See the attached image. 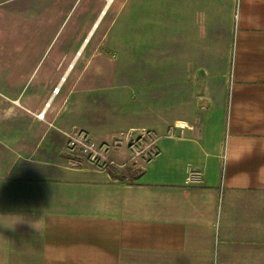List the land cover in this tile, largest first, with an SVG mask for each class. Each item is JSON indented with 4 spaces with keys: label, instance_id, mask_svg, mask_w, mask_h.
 Returning a JSON list of instances; mask_svg holds the SVG:
<instances>
[{
    "label": "crops",
    "instance_id": "obj_1",
    "mask_svg": "<svg viewBox=\"0 0 264 264\" xmlns=\"http://www.w3.org/2000/svg\"><path fill=\"white\" fill-rule=\"evenodd\" d=\"M152 11L159 27L167 16L172 59L202 64L199 124L156 137L128 182L66 156L54 95L44 120L0 102V264H264V0Z\"/></svg>",
    "mask_w": 264,
    "mask_h": 264
},
{
    "label": "rangeland",
    "instance_id": "obj_2",
    "mask_svg": "<svg viewBox=\"0 0 264 264\" xmlns=\"http://www.w3.org/2000/svg\"><path fill=\"white\" fill-rule=\"evenodd\" d=\"M153 5L158 0H114L85 46L107 0H0L1 109L39 115L54 95L49 116L59 109L70 126L57 130L84 131L106 145V171L131 182L142 171L140 139L148 144L198 125L204 108L202 64L183 52L172 59L167 16L162 11L159 27ZM64 137L70 160L95 167Z\"/></svg>",
    "mask_w": 264,
    "mask_h": 264
},
{
    "label": "built area",
    "instance_id": "obj_3",
    "mask_svg": "<svg viewBox=\"0 0 264 264\" xmlns=\"http://www.w3.org/2000/svg\"><path fill=\"white\" fill-rule=\"evenodd\" d=\"M58 90V89H57ZM54 94H57L58 91ZM45 112L43 111L38 115V118L44 120ZM68 140L69 149L84 156L92 165L97 169L106 170L107 166L111 163L108 157V149L106 145L100 144L98 141L93 140L86 132L80 131L77 133L63 132ZM143 139V138H142ZM140 139L142 146L140 149L135 150L136 157L139 158L137 165L143 168L144 164L152 158L155 153L154 142L144 143ZM134 146V145H133ZM132 147V146H131ZM152 150V151H151ZM204 180V173L198 170H191L186 175V183L189 185L201 184Z\"/></svg>",
    "mask_w": 264,
    "mask_h": 264
},
{
    "label": "bare ground",
    "instance_id": "obj_4",
    "mask_svg": "<svg viewBox=\"0 0 264 264\" xmlns=\"http://www.w3.org/2000/svg\"><path fill=\"white\" fill-rule=\"evenodd\" d=\"M113 1H114V0H107L108 5L106 6L105 10L102 12V14H101L100 18L98 19L97 23L93 26L91 32L89 33L88 38L85 40V45L88 43V41H89V39H90V36L93 34V32L95 31V29L97 28V26H98L100 20L102 19L103 15L105 14L106 9H107V8L113 3ZM80 55H81V52H79V53L77 54V56H76V58H75V61L77 60V58H78ZM73 66H74V65L72 64V65L70 66V69L73 68ZM65 79H66V74H65L64 78L62 79V81H61L59 87L62 85V83L65 81ZM58 90H59V88H58ZM49 102H50V101H49ZM48 106H50V103H47L46 107H48ZM44 112H46V110H44Z\"/></svg>",
    "mask_w": 264,
    "mask_h": 264
},
{
    "label": "trees",
    "instance_id": "obj_5",
    "mask_svg": "<svg viewBox=\"0 0 264 264\" xmlns=\"http://www.w3.org/2000/svg\"><path fill=\"white\" fill-rule=\"evenodd\" d=\"M140 173H141V171H139L138 174H135L133 178H135V177H136V178L139 177V176L141 175ZM139 174H140V175H139Z\"/></svg>",
    "mask_w": 264,
    "mask_h": 264
}]
</instances>
